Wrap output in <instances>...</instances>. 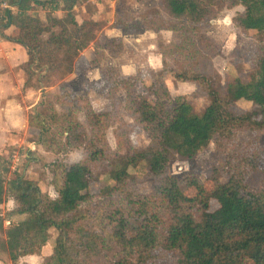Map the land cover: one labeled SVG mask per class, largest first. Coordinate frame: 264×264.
Instances as JSON below:
<instances>
[{"label":"trees","instance_id":"16d2710c","mask_svg":"<svg viewBox=\"0 0 264 264\" xmlns=\"http://www.w3.org/2000/svg\"><path fill=\"white\" fill-rule=\"evenodd\" d=\"M12 1L15 8L8 10L4 29L17 25L14 39L27 48L29 64L43 67L41 77L50 76L54 83L61 79L56 66H72L58 52L67 49L76 58L78 44L104 27L78 19L76 7L88 0ZM238 5L244 9L233 21L252 34L249 56L262 74L246 82L231 80L221 90L218 76L208 71L220 46L207 28L222 10ZM161 8L182 21L170 24ZM111 25L124 34L173 25L179 40L161 46L175 56L174 63L165 60L153 72L147 93L138 90L139 74H124L116 65L100 67L110 108H98L88 94H72L62 84L41 95L29 113L37 147L56 156L82 147L83 156L72 163L53 160L56 194L51 195L25 171H14L15 177L7 180L13 147L5 146L0 152V202L5 194L14 205L5 215L0 209V254L9 251L14 264H161L171 255L170 264H264V141L239 137L243 130L264 133V0H159L158 6L136 15L119 9ZM103 41L106 50L97 52L95 64L105 53L118 56L124 49L121 36H100L98 43ZM167 75L198 82L212 96L210 103L202 111L185 96L169 104ZM249 96L251 112L241 114L237 102ZM123 107L134 120L124 116ZM136 123L149 137L144 146L133 141ZM111 127L114 147L107 135ZM211 143L218 157L206 173H170L174 158L196 157ZM94 161L108 184L100 193L87 189ZM259 171L262 177L256 182L253 174ZM146 178L170 191L142 193L138 184ZM207 181L212 187L207 188ZM189 189L194 191L189 203H181L177 194ZM4 216L14 221L16 231L4 234ZM163 227L190 230L191 235L174 240ZM49 242L52 251L41 261H20L42 254Z\"/></svg>","mask_w":264,"mask_h":264},{"label":"rangeland","instance_id":"374dc122","mask_svg":"<svg viewBox=\"0 0 264 264\" xmlns=\"http://www.w3.org/2000/svg\"><path fill=\"white\" fill-rule=\"evenodd\" d=\"M11 2H13L11 0ZM159 0H125V5L122 7L121 0H88L84 4L76 7V12L78 19L83 21L87 18L95 21L104 23L105 31L107 33H101L100 31L95 33L94 36H88L90 38L87 43V47H90V51L87 56L91 59L83 60L81 59L76 63L75 58L73 66L68 72H63L65 75L61 79V83L64 89L68 90L72 94H88L92 102L98 108H110L111 103L106 95L108 89V84L100 77L99 69L101 66L109 65H119L121 67V72L128 75L139 74V80L137 82L138 90L140 92L147 93V87L152 82L153 72H158L164 67V61L167 60L170 65L174 63L175 56L170 54L168 47L163 49V45H167L169 42L178 41L177 30L174 29L173 25L170 27H163L155 30H146L138 34V38L128 39L126 46H124L123 51L119 56H113L110 53H105L102 60L95 64L93 62L100 50H106L105 42H96L101 36L103 39L110 38L109 35L114 33V30L108 29L111 25V18L113 15V4H115V10L125 8L130 14H136L140 11L145 10L148 7L158 6ZM192 9V1L189 3V10ZM242 5L230 9L222 10L219 15L210 20V24L207 28L208 34L213 37L216 43L220 46V54L217 55L213 63L209 66L208 71L216 76H218L219 88L224 90L227 83L231 80L240 78L243 81H250L261 76L262 72L258 67L253 65L250 60V50L252 49L253 36L251 33L244 32L240 27L236 26L233 21V15L240 10H243ZM160 13L163 14L165 20L170 24H175L176 22L182 21V18L171 15L164 8H161ZM185 20V18H184ZM18 27L15 24L8 25L5 28V36L0 37V43L2 40L14 41L10 37L11 33H17ZM100 32V33H99ZM124 42L127 36H132L125 34ZM13 37V36H12ZM132 38V37H131ZM23 48L22 52L27 55L26 48L23 44L16 42ZM85 47V48H87ZM5 48L0 45V69H9L8 61L5 55H1ZM95 51V52H94ZM81 53V52H80ZM4 54V53H3ZM79 55V54H78ZM1 59L3 61H1ZM24 64V63H22ZM26 69H28V64ZM24 65V66H25ZM35 68L36 65L34 64ZM31 73L30 70H27ZM45 81H50V79H43ZM42 80V81H43ZM58 81V82H59ZM167 84L169 86L170 98L168 103H174L177 96H185L195 107L196 110L202 111L211 101L212 96L206 93L201 85L196 81H180L174 80L171 75L166 77ZM52 84V83H51ZM54 89H59V84L57 83ZM47 91V90H46ZM23 93L19 92L16 95L17 98H13V102H17L18 106L15 105L10 113L15 110L19 113V120L17 122L11 123L9 118L6 117V112L9 110H0L2 113V124L0 125V152H2L5 146L13 147L9 152V157H11L10 172L8 174L7 180L13 175L14 171H25L27 178H34L39 180L42 187L51 195L56 194V189L52 183V162L55 158L62 160L66 163H72L82 158L83 148H75L69 152H63L59 155L50 153L45 146L37 147L38 137L35 132L30 130L29 120L27 116V111L30 105L34 102L35 97L30 98V103H25L22 97ZM253 97L249 96L237 102L238 110L241 114H249L253 105ZM119 99L123 102L125 101V92L121 91L119 94ZM28 100V99H26ZM124 116L128 120H134L128 115L125 108H122ZM83 117V116H82ZM107 135L111 145L116 146V137L112 131V127L108 130ZM239 137L242 140H248L255 138L258 141H264V133H252L250 130H243L239 133ZM133 141L138 146H144L148 143L149 137L145 129L138 123L134 125L133 129ZM29 148V149H28ZM13 154V155H11ZM30 154V156H29ZM14 155L18 156V160L14 161ZM13 157V161H12ZM218 154L215 150L214 144H209L204 148L196 157L190 159H182L176 157L171 162L170 173L173 175H181L183 172L189 170L207 172L212 164L217 160ZM93 180L90 185L87 186L83 182H79L83 189H89L93 192H103L107 189L108 184L103 177L102 172L99 170L97 161L91 163ZM12 171V172H11ZM141 171V169H139ZM262 177L261 171L253 174V180L258 181ZM253 181V182H254ZM207 188L212 187V182L207 181ZM142 193L146 194H158L164 190L163 183H154L150 179H142L138 184ZM170 190L165 188V191ZM194 191L189 189L185 194H177V197L181 203H189L188 196L192 195ZM14 205L12 199H9L5 194L3 201L0 202V209L2 214L5 215L6 211ZM162 223H158L156 227L161 229ZM4 234L8 232L16 231L17 225L14 221L7 216H4L3 221ZM166 235L170 236L174 240H182L189 238L191 235L190 230L178 231L170 227H163ZM6 241V237L4 239ZM52 251V245L49 242L44 246L42 254H28L22 256L20 261H28L30 263H36L42 260L45 254ZM172 255L170 258L166 259L161 264H170ZM0 264H14L9 251L0 254ZM249 264V263H246Z\"/></svg>","mask_w":264,"mask_h":264},{"label":"crops","instance_id":"0c3cea01","mask_svg":"<svg viewBox=\"0 0 264 264\" xmlns=\"http://www.w3.org/2000/svg\"><path fill=\"white\" fill-rule=\"evenodd\" d=\"M158 4H159V2H158ZM152 7H154V6H152ZM112 8H113L114 12H113V15H112V18L110 21L113 23L118 10L117 9L115 10V4H113ZM148 8H150V7H148ZM148 8H146L145 10H147ZM124 10L127 11V13L129 15H136L138 13L145 11V10H143V11H140L136 14H130L127 10V6L124 8ZM161 15H163V14L161 13ZM105 27L103 30L100 31L101 33H104V32L107 33V31H105ZM161 28H163V27H161ZM108 29L114 30V33L112 35H109L110 37H114V36H121L122 37L124 46H126V42L128 39L133 40L138 36V34H140V33L128 34V35H132V36H130V37L127 36L126 41L124 42V38H125L124 35L125 34L123 33L121 28L113 27L111 25L110 27H108ZM147 30H149V29H147ZM150 30H155V29H150ZM15 36H16V33L10 34V37L12 40H15L14 39ZM89 40H90V38L87 37V40L85 42H82V43L80 42L78 44V48H79L81 53L79 52V55H78L79 58L76 57L77 58L76 63L78 61H80L81 59L89 60L92 58V57L89 58L87 56V53L90 51L89 50L90 47H87V43L89 42ZM16 42H18V41H16ZM16 42H14V41H5L4 42L2 40V42L0 43V45L3 48H5L3 50L4 52H2L1 55H5V53H6L5 57H6V60L8 61L7 67H9V69H3V68L0 69V110H9V112H6V117L9 118V121L11 123L17 122L19 120V113L17 110L14 109V111L10 113V110H12V108L15 105L18 106L17 102H13L14 101L13 98H17L16 95L19 94V92L23 93L22 97L25 99L24 102L26 104L30 103V98L35 97L34 102L30 105V107L27 111V116H28V120H29V113H30L33 105L39 101L42 94L46 93L48 90L54 89L52 87H54L57 83L62 84L60 81H61L62 77L65 75L63 72H68V70H70L72 68L73 62L75 60V58L69 53V51L67 49H63V50H60L58 52V55L63 57L64 59H66L68 62H70L72 64V66L70 69H66V68L61 67V66H56V69H57V71H59L61 79L59 82L57 81L56 83H54L50 76H45V77L42 76L41 77L40 74L42 72H44V68L42 67L41 69H37L31 63L29 64V62H28L29 53L27 51V48L24 45V47L26 48V51H27V55H26L25 53L22 52L23 48H21V46L19 44H17ZM96 42H98V40ZM85 47H87V48H85ZM1 61H3V60L1 59ZM22 63H24V64H22ZM25 64L29 65L28 69L30 70L31 73H28V71H27L28 69H26L27 67ZM0 66H1V62H0ZM109 66H111V65H109ZM116 66H118L121 70V67L118 64ZM101 67H103V66H101ZM45 78L50 79V81H52V82H49V81L47 82V81L43 80ZM26 99H28V100H26ZM2 118H3V115H2V113H0V125L2 124ZM29 125H30V122H29ZM30 130H31V126H30ZM36 135L38 137L37 133H36Z\"/></svg>","mask_w":264,"mask_h":264},{"label":"built area","instance_id":"2783aa9c","mask_svg":"<svg viewBox=\"0 0 264 264\" xmlns=\"http://www.w3.org/2000/svg\"><path fill=\"white\" fill-rule=\"evenodd\" d=\"M14 8L15 7H14L13 3L11 2V0H0V37L3 36V28H4L5 23L8 20L7 12H8V10H14ZM11 155H13V154H11ZM13 157H14V161L16 159L18 160V156L14 155ZM13 157H12V161H13ZM14 177H15V175H13V177H11V178H14Z\"/></svg>","mask_w":264,"mask_h":264},{"label":"water","instance_id":"95a60500","mask_svg":"<svg viewBox=\"0 0 264 264\" xmlns=\"http://www.w3.org/2000/svg\"><path fill=\"white\" fill-rule=\"evenodd\" d=\"M35 1L45 2V1H51V0H35Z\"/></svg>","mask_w":264,"mask_h":264}]
</instances>
